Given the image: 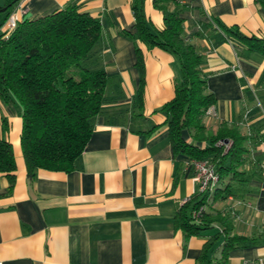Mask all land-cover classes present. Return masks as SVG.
I'll return each mask as SVG.
<instances>
[{
	"label": "crops",
	"instance_id": "1",
	"mask_svg": "<svg viewBox=\"0 0 264 264\" xmlns=\"http://www.w3.org/2000/svg\"><path fill=\"white\" fill-rule=\"evenodd\" d=\"M68 1L19 0L11 12L18 21L34 19ZM77 1L101 23L96 66L108 75L104 100L75 167L39 168L30 179L20 146L21 107L0 97V139L10 143L16 165L11 187L0 171V264H228L264 258V54L236 38H218L221 31L212 22L264 38V0ZM5 2L0 0V9ZM134 7L154 30L163 28L164 12L180 11L182 36L203 55L206 92L215 97L213 112L202 117L207 132L225 123L249 135L241 167L246 180L232 182L234 194L200 193L190 158L174 153L161 107L174 96L180 62L127 35L135 31ZM11 12L0 11V29ZM184 137L192 140L190 132ZM205 196L207 215L201 222L193 218L200 227L186 234L177 212Z\"/></svg>",
	"mask_w": 264,
	"mask_h": 264
},
{
	"label": "trees",
	"instance_id": "2",
	"mask_svg": "<svg viewBox=\"0 0 264 264\" xmlns=\"http://www.w3.org/2000/svg\"><path fill=\"white\" fill-rule=\"evenodd\" d=\"M18 1L6 0L3 12L9 14ZM133 9L135 31L127 35L150 48L158 46L169 51L180 62L174 96L161 107L174 153L190 159H208L219 178L214 193L234 194L232 182L246 180V171L241 167L249 151L246 144L249 135L225 123L214 133L207 132L202 117L215 103V97L206 92L205 74L201 70L203 55L182 36L180 11L164 12L163 28L154 30L146 23L140 8ZM212 22L221 31L217 32L218 38H236L264 54V38L248 37L237 27ZM212 22H207V26H212ZM101 31L98 17L81 10L77 0H69L62 8L37 18L17 20L9 33L0 30V97L21 107L20 146L30 179L39 168L72 170L84 149L108 83L104 68L96 66V45ZM137 64L141 66L138 52ZM140 98L139 90L138 105ZM185 131L190 132L191 141L185 139ZM224 139H228L226 145L218 143ZM197 141L205 145L195 144ZM15 168L10 143L0 139V171L6 174L10 187ZM193 199L177 212L179 226L186 234L200 227L192 219L201 222L206 214L207 196ZM199 208V215L193 217L192 212ZM233 239L234 236L228 241Z\"/></svg>",
	"mask_w": 264,
	"mask_h": 264
},
{
	"label": "built area",
	"instance_id": "3",
	"mask_svg": "<svg viewBox=\"0 0 264 264\" xmlns=\"http://www.w3.org/2000/svg\"><path fill=\"white\" fill-rule=\"evenodd\" d=\"M18 8L21 9L22 13L26 11L25 7ZM16 22L17 18L15 17V12H11L0 30L9 33L16 27ZM256 106H261L258 100H256ZM206 112L212 113V108H208ZM218 143L226 145L224 141H219ZM188 163L193 169L194 176L198 181V191L203 194L211 193L216 188L219 181L214 164H212L208 159H190ZM200 211L201 208L193 211L192 216L197 217ZM228 264H264V258L258 257L251 260H240L238 262Z\"/></svg>",
	"mask_w": 264,
	"mask_h": 264
},
{
	"label": "water",
	"instance_id": "4",
	"mask_svg": "<svg viewBox=\"0 0 264 264\" xmlns=\"http://www.w3.org/2000/svg\"><path fill=\"white\" fill-rule=\"evenodd\" d=\"M5 9H6L5 7H2V8L0 9V11L3 12ZM224 142L227 143V142H228V139H224Z\"/></svg>",
	"mask_w": 264,
	"mask_h": 264
},
{
	"label": "rangeland",
	"instance_id": "5",
	"mask_svg": "<svg viewBox=\"0 0 264 264\" xmlns=\"http://www.w3.org/2000/svg\"><path fill=\"white\" fill-rule=\"evenodd\" d=\"M210 108V107H209ZM248 114V111H246V115ZM242 260H251V259H242Z\"/></svg>",
	"mask_w": 264,
	"mask_h": 264
}]
</instances>
